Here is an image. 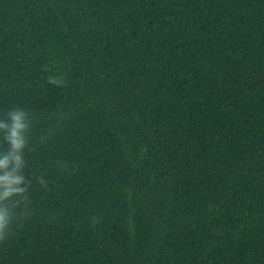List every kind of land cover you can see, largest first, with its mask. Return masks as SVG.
<instances>
[{
  "label": "trees",
  "instance_id": "trees-1",
  "mask_svg": "<svg viewBox=\"0 0 264 264\" xmlns=\"http://www.w3.org/2000/svg\"><path fill=\"white\" fill-rule=\"evenodd\" d=\"M15 106L31 215L0 264H264V0H0Z\"/></svg>",
  "mask_w": 264,
  "mask_h": 264
},
{
  "label": "clouds",
  "instance_id": "clouds-1",
  "mask_svg": "<svg viewBox=\"0 0 264 264\" xmlns=\"http://www.w3.org/2000/svg\"><path fill=\"white\" fill-rule=\"evenodd\" d=\"M46 80L56 87L67 85V81L58 75H49ZM55 115L59 117L60 113ZM36 119L32 112L19 106L11 107L0 115V242L9 239L13 228L31 215L29 191L32 180L26 173V154ZM58 163L54 161L53 167ZM36 180L47 187L43 176Z\"/></svg>",
  "mask_w": 264,
  "mask_h": 264
}]
</instances>
